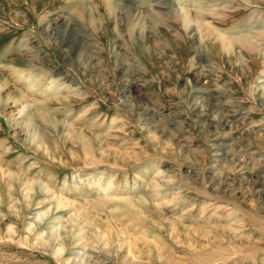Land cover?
Wrapping results in <instances>:
<instances>
[{"label": "rangeland", "instance_id": "obj_1", "mask_svg": "<svg viewBox=\"0 0 264 264\" xmlns=\"http://www.w3.org/2000/svg\"><path fill=\"white\" fill-rule=\"evenodd\" d=\"M0 82L16 108L36 103L42 144L2 105L0 166L141 242L134 264H264V0H0ZM6 179L1 213L22 229ZM15 241L0 224V264H59Z\"/></svg>", "mask_w": 264, "mask_h": 264}, {"label": "bare ground", "instance_id": "obj_2", "mask_svg": "<svg viewBox=\"0 0 264 264\" xmlns=\"http://www.w3.org/2000/svg\"><path fill=\"white\" fill-rule=\"evenodd\" d=\"M182 15H184V12ZM229 42V40L226 42L227 48L230 47ZM13 72V74L17 75L18 81L24 80L29 84V88L27 89L29 93L37 90L38 84L33 73L25 70H14ZM2 89L0 82V107L7 105L8 108H11L8 112L9 118L18 127L24 123L21 130L14 131L15 135L18 137L28 136L32 141L31 143L34 142V144H38V147L40 145L42 147L40 136L33 128L32 120L29 119L25 122V119L29 118L32 105L36 103L25 102L16 108V99L11 98L10 93L2 95ZM55 89L57 87L53 81L50 82L44 91ZM25 94H23V98H26ZM0 176L2 179L7 177L6 182L3 181L5 186V205L16 214L20 212L21 206L25 207V211L27 212V222H25L22 229H19L16 224L6 221L3 217L0 199L2 234L7 238L9 237L10 240L16 239L15 242L17 244L47 251L56 258L59 264H105L104 261L91 256V253H89L91 251L103 252L107 255L116 254L117 256H110L117 257L119 264H134L135 255L133 253L140 254L143 252L144 245L138 240L130 239V237L124 234L118 237L111 231H105L101 225L90 224L86 215L81 210L75 209V203L68 196L63 195L61 192H55L45 182L30 179L27 175H23L20 172L5 170L1 166ZM156 185L154 186L155 198L158 201L163 200V192ZM111 189L110 186L101 187L98 189V194H100L99 192L110 193L118 203L119 209L136 208L132 197H123L118 190L111 191ZM1 191L2 188L0 187V196ZM20 201L22 205H19ZM141 202L144 205L148 203L145 199H141ZM137 229L139 228L135 227L134 231L136 232ZM139 234L145 238L148 236V233L141 229ZM151 239H154V237Z\"/></svg>", "mask_w": 264, "mask_h": 264}]
</instances>
